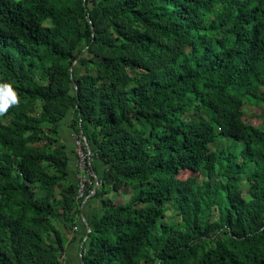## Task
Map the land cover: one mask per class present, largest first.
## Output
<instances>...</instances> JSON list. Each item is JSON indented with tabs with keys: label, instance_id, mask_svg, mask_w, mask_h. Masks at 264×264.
Returning <instances> with one entry per match:
<instances>
[{
	"label": "trees",
	"instance_id": "trees-1",
	"mask_svg": "<svg viewBox=\"0 0 264 264\" xmlns=\"http://www.w3.org/2000/svg\"><path fill=\"white\" fill-rule=\"evenodd\" d=\"M247 101L264 0H0V264H64L88 199L81 264H264ZM64 123L105 165L80 201Z\"/></svg>",
	"mask_w": 264,
	"mask_h": 264
},
{
	"label": "rangeland",
	"instance_id": "rangeland-1",
	"mask_svg": "<svg viewBox=\"0 0 264 264\" xmlns=\"http://www.w3.org/2000/svg\"><path fill=\"white\" fill-rule=\"evenodd\" d=\"M247 100V99H246ZM263 108L264 106H259V105H254L252 104L250 101H247L245 103V107H244V111H245V118L248 122H250L251 124H253L256 127H259L261 130L264 131V120H263ZM70 121V120H69ZM75 135L74 133L72 134V138H73V142L75 146L77 144L76 141H74ZM64 142V140H63ZM64 144L67 146L68 151H69V155H72V145L64 142ZM74 148V147H73ZM75 149V153H76V169L78 170V153H77V147L74 148ZM92 164L96 167L97 169V173L98 175H102L104 170H105V165L98 159L93 158L92 160ZM70 168L72 169V163L70 162ZM78 178V177H77ZM133 195V189L129 188V189H124L122 191L119 192V194L117 193H111L109 196L114 198V200L117 201V203L119 204H125L128 202V200L130 199V197ZM89 204V209L92 211V214L95 215L98 212H100V208H101V202L98 199H91ZM174 209L173 207L170 206V210L166 213L167 217H166V221L168 222H178L180 223L181 221L179 220V218H177L174 214ZM71 226V225H70ZM74 226H71L70 228L73 229ZM79 229V228H78ZM77 232V231H76ZM70 264H77L75 260H70Z\"/></svg>",
	"mask_w": 264,
	"mask_h": 264
},
{
	"label": "crops",
	"instance_id": "crops-1",
	"mask_svg": "<svg viewBox=\"0 0 264 264\" xmlns=\"http://www.w3.org/2000/svg\"><path fill=\"white\" fill-rule=\"evenodd\" d=\"M69 122V121H68ZM61 139L62 142H67L72 145V149L74 151V154L70 155L71 163H72V175L71 180L72 182H77V175L78 171L76 169V154H75V146L72 138V130L70 127L64 123V125L60 129ZM74 147V148H73ZM72 151V150H71ZM90 199H88L84 204V212H82L81 220L77 222V227L79 228L77 232H74L72 229L69 230V232L65 233V240H66V252H65V262L64 264H70V260H75L77 264H81L80 259V252L82 248V232L87 230V227L84 223V218H92L93 214L92 211L88 208Z\"/></svg>",
	"mask_w": 264,
	"mask_h": 264
},
{
	"label": "built area",
	"instance_id": "built-area-1",
	"mask_svg": "<svg viewBox=\"0 0 264 264\" xmlns=\"http://www.w3.org/2000/svg\"><path fill=\"white\" fill-rule=\"evenodd\" d=\"M74 141L77 142L75 147H77L78 153V175H77V199L80 201L82 199L88 198V191L91 186H93V170L91 168L92 153L88 150L85 151L80 138L75 135ZM73 230L78 231V227H73Z\"/></svg>",
	"mask_w": 264,
	"mask_h": 264
},
{
	"label": "water",
	"instance_id": "water-1",
	"mask_svg": "<svg viewBox=\"0 0 264 264\" xmlns=\"http://www.w3.org/2000/svg\"><path fill=\"white\" fill-rule=\"evenodd\" d=\"M71 72H72V68H71ZM99 186H100V183H97L94 192H96L98 190ZM85 225L87 227V232L89 233L91 231V228H90V226H89L87 221H85ZM80 254H81V252H80ZM81 261H82V255H81Z\"/></svg>",
	"mask_w": 264,
	"mask_h": 264
},
{
	"label": "clouds",
	"instance_id": "clouds-1",
	"mask_svg": "<svg viewBox=\"0 0 264 264\" xmlns=\"http://www.w3.org/2000/svg\"><path fill=\"white\" fill-rule=\"evenodd\" d=\"M4 110H5V109L0 108V115L3 114V111H4Z\"/></svg>",
	"mask_w": 264,
	"mask_h": 264
}]
</instances>
